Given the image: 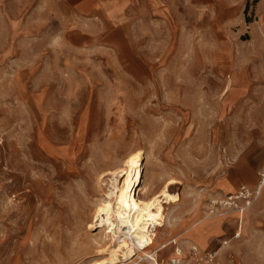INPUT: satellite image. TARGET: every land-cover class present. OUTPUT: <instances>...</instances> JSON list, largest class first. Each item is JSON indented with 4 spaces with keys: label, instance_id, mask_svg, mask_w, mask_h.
Wrapping results in <instances>:
<instances>
[{
    "label": "rangeland",
    "instance_id": "obj_1",
    "mask_svg": "<svg viewBox=\"0 0 264 264\" xmlns=\"http://www.w3.org/2000/svg\"><path fill=\"white\" fill-rule=\"evenodd\" d=\"M37 5L0 0V264H88L108 239L98 221L76 227L77 212L110 187L111 176L96 181L95 171L134 145L144 180L157 177L154 191L179 181L171 191L180 200L164 203L157 238L172 239L155 249L160 264H264V76L254 60L208 56L205 41L221 35L205 28L198 3L169 16V36L164 29L158 44L148 40L147 56H52L26 28ZM68 143L77 157L53 161ZM242 185L258 194L237 219L234 205L216 203Z\"/></svg>",
    "mask_w": 264,
    "mask_h": 264
},
{
    "label": "crops",
    "instance_id": "obj_2",
    "mask_svg": "<svg viewBox=\"0 0 264 264\" xmlns=\"http://www.w3.org/2000/svg\"><path fill=\"white\" fill-rule=\"evenodd\" d=\"M34 2L38 19L26 28L41 34L40 42L52 56H147L144 44L148 40L158 44L164 29L169 36V16L198 3L208 17L205 28L221 35L205 41L208 56H250L256 76H264V0Z\"/></svg>",
    "mask_w": 264,
    "mask_h": 264
},
{
    "label": "bare ground",
    "instance_id": "obj_3",
    "mask_svg": "<svg viewBox=\"0 0 264 264\" xmlns=\"http://www.w3.org/2000/svg\"><path fill=\"white\" fill-rule=\"evenodd\" d=\"M226 89L228 90V85ZM42 126L46 128L44 123L39 124V128ZM84 133L85 131L81 134L74 133V136L71 135L69 140L74 139V137L78 138ZM46 142L48 145L53 144L48 140ZM66 148L67 150L69 149V152L67 151L68 153H66L67 155L61 158L57 154L52 157L53 161H59L69 166L71 161L77 156L75 151L71 150L69 143L66 146L57 147L61 151ZM113 153H108L106 158H113ZM46 155L51 157L52 153L47 151ZM143 155L142 148L134 145L126 149L121 158L115 156L113 161L111 159L102 169L98 166L100 169L95 171L96 181L101 180L100 178L106 175L111 176L110 187L104 192V197L95 201L92 207H81L82 209L76 215L75 226L78 227L81 223L88 222L89 227H92L98 221L99 225H102L101 228H103V238H107L108 241L102 242V240V243H98L97 251L99 254L90 259L88 264H116L118 261L125 259L133 262L134 256L140 258L149 256V264H160L158 260L160 256L155 252V249L161 244L166 247L164 243L172 239L160 241L157 238L158 233L165 230L164 222L166 221V216H168L165 208L167 206L164 203L168 205L171 203L176 204L180 200L177 193L171 191V187L179 181L169 177L164 181L160 189L154 191L157 177L152 175L148 181L144 180ZM243 179L247 182L252 181V177L249 174H245ZM259 183L264 184V176L259 180ZM136 190L138 191L137 195ZM212 202L215 204L216 200ZM250 204L245 203L242 206L229 207V215L238 219L240 211L248 208ZM237 210L239 211L237 212ZM212 214L224 215L219 214V212ZM202 220L196 223H200ZM243 224L244 221L242 220L238 227L242 229L244 227ZM175 244L177 245L174 249V254L177 257H181L182 248L179 243ZM193 251L196 254V248H193ZM212 257L213 255L199 257V260L207 263V259ZM174 261L176 260L174 259ZM161 264H166V262L162 260ZM178 264H180V259Z\"/></svg>",
    "mask_w": 264,
    "mask_h": 264
},
{
    "label": "built area",
    "instance_id": "obj_4",
    "mask_svg": "<svg viewBox=\"0 0 264 264\" xmlns=\"http://www.w3.org/2000/svg\"><path fill=\"white\" fill-rule=\"evenodd\" d=\"M238 195H235V196H228L225 200L221 201V202H217L216 204H220L222 206H232L234 205L237 206L238 204H236V200H238L239 198H242L244 199L246 202V204H249L250 203V200L252 199V197L255 196V194H258V191L256 190H253V189H250L248 188L247 186H240L239 190H238ZM244 203V204H245Z\"/></svg>",
    "mask_w": 264,
    "mask_h": 264
}]
</instances>
